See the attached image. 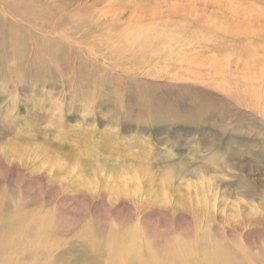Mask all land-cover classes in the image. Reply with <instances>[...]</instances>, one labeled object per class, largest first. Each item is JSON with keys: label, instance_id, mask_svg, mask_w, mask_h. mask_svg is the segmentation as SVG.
Returning a JSON list of instances; mask_svg holds the SVG:
<instances>
[{"label": "rangeland", "instance_id": "1", "mask_svg": "<svg viewBox=\"0 0 264 264\" xmlns=\"http://www.w3.org/2000/svg\"><path fill=\"white\" fill-rule=\"evenodd\" d=\"M113 1L0 0V264H264V0Z\"/></svg>", "mask_w": 264, "mask_h": 264}, {"label": "bare ground", "instance_id": "2", "mask_svg": "<svg viewBox=\"0 0 264 264\" xmlns=\"http://www.w3.org/2000/svg\"><path fill=\"white\" fill-rule=\"evenodd\" d=\"M87 1H89L90 2V4H93L94 6H95V4L96 5H100V4H97V1H99V0H86V2ZM113 1V0H112ZM122 1V0H121ZM146 1H148V0H138V1H136L137 2V4H139V5H142V3L143 2H146ZM114 2V1H113ZM81 7V6H80ZM169 7V6H168ZM83 10V9H82ZM85 12V11H84ZM29 34H30V32H29ZM39 34V33H38ZM49 35V34H48ZM50 36V35H49ZM49 36H47V37H49ZM43 37H45V38H43ZM43 37H41V38H43L46 42H50L49 41V39L48 38H46V36H45V34H44V36ZM41 38H39L38 40H39V44H41L42 43V41H41ZM55 41H57V40H55ZM60 49H62L61 48V46L59 47ZM59 49V50H60ZM63 50V49H62ZM64 52V51H63ZM117 74V73H116ZM74 97H75V94H74ZM86 100V99H85ZM188 236H189V233L187 232V233H185L184 234V236H182L183 237V242H182V245L185 247L184 248V250L183 251H179L178 252V256H181V257H185V256H187L190 252H191V250H194L195 249V246L194 245H192L191 246V243H190V241L188 240ZM132 248V247H131ZM133 250V249H132ZM144 250H142V252H143ZM166 250H162V252L160 251V249H158V253H160V256L159 257H157V259H159L162 263L161 264H167V262L168 261H170V259L172 258V259H174L175 258V261H176V264H188V262L187 261H185L184 259L183 260H180L178 263H177V261H178V259L175 257V256H172V255H170L168 252H165ZM133 253H134V250H133ZM162 253V254H161ZM129 256H130V253H129V255H128V258H129ZM206 260V259H205ZM234 261H236V263H238L239 261L237 260V258H235V257H229V258H226V259H224V260H221V261H217L216 263H214L213 261H210L209 262V264H219V262H220V264H232V262H234ZM225 262V263H224ZM136 264H145V262L143 261V260H140L139 262H137ZM244 264H256L255 262H253L252 260H248V261H246Z\"/></svg>", "mask_w": 264, "mask_h": 264}]
</instances>
